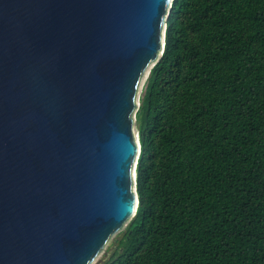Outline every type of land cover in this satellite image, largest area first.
Masks as SVG:
<instances>
[{
	"label": "water",
	"instance_id": "95a60500",
	"mask_svg": "<svg viewBox=\"0 0 264 264\" xmlns=\"http://www.w3.org/2000/svg\"><path fill=\"white\" fill-rule=\"evenodd\" d=\"M173 1L0 0V264H92L136 216Z\"/></svg>",
	"mask_w": 264,
	"mask_h": 264
},
{
	"label": "trees",
	"instance_id": "16d2710c",
	"mask_svg": "<svg viewBox=\"0 0 264 264\" xmlns=\"http://www.w3.org/2000/svg\"><path fill=\"white\" fill-rule=\"evenodd\" d=\"M165 41L139 207L104 264H264V0H174Z\"/></svg>",
	"mask_w": 264,
	"mask_h": 264
},
{
	"label": "rangeland",
	"instance_id": "374dc122",
	"mask_svg": "<svg viewBox=\"0 0 264 264\" xmlns=\"http://www.w3.org/2000/svg\"><path fill=\"white\" fill-rule=\"evenodd\" d=\"M143 88H144V84L142 85L141 91H140V96L142 95L143 92ZM135 131L137 132V128L135 127ZM128 225V224H127ZM124 230V229H123ZM120 233V232H119ZM117 233L114 237H112V239L109 241V243L104 247V249L102 250V252L98 255V257L93 261L92 264H104L105 260L107 259V257L110 255V249L113 246L115 240L118 238V234Z\"/></svg>",
	"mask_w": 264,
	"mask_h": 264
}]
</instances>
